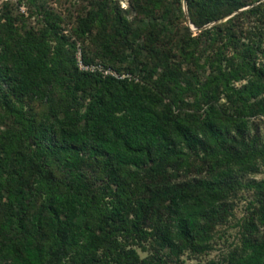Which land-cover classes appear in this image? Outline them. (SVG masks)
<instances>
[{"label": "rangeland", "instance_id": "rangeland-1", "mask_svg": "<svg viewBox=\"0 0 264 264\" xmlns=\"http://www.w3.org/2000/svg\"><path fill=\"white\" fill-rule=\"evenodd\" d=\"M238 4L245 5L237 9ZM99 5L104 10L89 33L79 34L82 20ZM209 7L225 16L197 26L193 20ZM218 60L247 75L231 80L229 88L222 81L214 84ZM81 61L125 74L136 88L161 94L162 103L149 100V105L177 142L182 138L178 126L201 137L209 121L231 138L245 162L214 169L215 160L202 148L183 143V156L172 158L167 172L152 179L148 166L119 170L91 144L76 140L84 158L78 170L83 196L90 204L85 225L101 241L87 252L63 247L53 264H227L243 252L246 239H264V158L258 154L264 149V93L238 100L231 89L255 79L252 64L264 66V0H0V166L6 187L18 188L32 204L42 203L48 178L61 191L70 178L54 158L38 151L36 142L56 145L63 128L85 130L87 117L117 89L115 83H91L75 94L69 72ZM203 86L199 109L195 98H201ZM222 177L227 187L206 202L218 210L206 247L181 242L179 254L162 247L153 235L156 226L173 221L167 201L156 197L151 203L152 193L163 192L166 182L186 183L191 198H203L198 184ZM21 207L4 192L0 224L21 214ZM140 211L145 215L139 217ZM40 240L49 248L45 231Z\"/></svg>", "mask_w": 264, "mask_h": 264}, {"label": "trees", "instance_id": "trees-1", "mask_svg": "<svg viewBox=\"0 0 264 264\" xmlns=\"http://www.w3.org/2000/svg\"><path fill=\"white\" fill-rule=\"evenodd\" d=\"M243 5L245 4H238L237 9ZM103 10V5L92 8L82 20L79 34H88L91 25ZM223 16L225 14L216 7H209L193 21L197 26L203 27ZM72 67L69 76L75 94L84 92L91 83L103 86L115 83L117 89L105 100L100 101L97 109L87 117L88 124L85 130L70 132L63 128L56 145L38 142L37 135L26 130L28 137L37 141L39 152L47 158H54L67 170L70 178L64 183L63 191L48 178L49 184L45 189L46 194L42 203L32 204L31 201L24 200L23 193H19L18 188L6 187L4 177L6 171L0 166V198L6 192L11 202L15 198L22 206L21 214L15 218L9 217L0 224V264L7 262L53 264L55 253L63 247L81 248L84 252L98 248L101 237L85 225L86 208L90 204L83 196V178L78 170L84 158L81 156L80 148L75 144L76 140H81L83 144H91L96 154L105 155L108 164L119 170L130 166L137 168L148 166L150 168L148 177L152 179L167 172L172 158L183 156V143L193 149L202 148L212 161L215 160L214 169L226 164L245 162L242 152L233 144L231 138L209 121L204 123V135L201 137L198 133L178 126L182 138L177 142L171 136L167 123L149 105V100L162 103L164 97L150 89L136 88L131 82L134 79L118 78L98 70L82 69L78 64ZM215 67L218 73L213 77V83L218 85L219 81H222L226 88L230 87L231 80H239L247 75L230 64L224 68L221 60L215 62ZM251 71L255 79L249 84L240 89L231 86L235 94H238V100H241L243 95L251 99L264 93V66L258 68L254 63ZM199 92L201 98H195V105L200 109L205 99H202L204 86ZM262 107L264 108V102ZM258 154L264 158V149L258 150ZM224 180L222 177L216 182L211 180L200 182L198 186L202 189L203 198L200 196L191 198L192 187L186 183L166 182L163 184V192L155 190L151 196V203L156 197L164 198L167 201V212L173 221L156 226L153 234L156 241L177 254L181 251V242L204 249L206 246L203 243L209 237L218 218V210L208 208L206 202L218 196L223 188L227 187L224 184L229 182ZM120 204L121 202H118L116 207L118 214L121 213ZM139 206L142 207L143 202H139ZM144 215L145 211L138 213L139 217ZM261 220L264 221V209ZM10 226L14 229L11 227L12 230H9ZM43 231L51 239L49 248L40 240ZM227 264H264V239H246L243 252L233 254Z\"/></svg>", "mask_w": 264, "mask_h": 264}, {"label": "built area", "instance_id": "built-area-1", "mask_svg": "<svg viewBox=\"0 0 264 264\" xmlns=\"http://www.w3.org/2000/svg\"><path fill=\"white\" fill-rule=\"evenodd\" d=\"M79 66L82 68V69H90L92 71H101L103 72L104 74H111V75H114L118 78H124V77H128L127 75L123 74H118V73H113L112 71L108 70L107 68H104L103 66H99V65H95V64H85L84 62H80L79 63Z\"/></svg>", "mask_w": 264, "mask_h": 264}]
</instances>
